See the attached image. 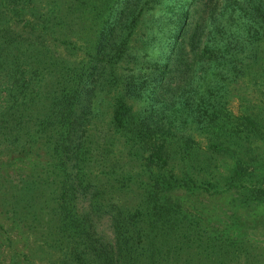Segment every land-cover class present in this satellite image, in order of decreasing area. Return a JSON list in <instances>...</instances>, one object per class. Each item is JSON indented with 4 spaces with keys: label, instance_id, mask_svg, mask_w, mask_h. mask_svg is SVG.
Returning <instances> with one entry per match:
<instances>
[{
    "label": "trees",
    "instance_id": "16d2710c",
    "mask_svg": "<svg viewBox=\"0 0 264 264\" xmlns=\"http://www.w3.org/2000/svg\"><path fill=\"white\" fill-rule=\"evenodd\" d=\"M262 39L264 0H0V229L25 246L10 264H264L237 209L221 226L169 196L264 207ZM211 80L234 83L237 113ZM186 114L207 145L173 131Z\"/></svg>",
    "mask_w": 264,
    "mask_h": 264
},
{
    "label": "rangeland",
    "instance_id": "374dc122",
    "mask_svg": "<svg viewBox=\"0 0 264 264\" xmlns=\"http://www.w3.org/2000/svg\"><path fill=\"white\" fill-rule=\"evenodd\" d=\"M160 5L156 7L152 12L154 13V16L156 20L153 24V30L155 32V40L153 41L154 45H160L167 39V33L169 31V28L171 26V21L169 19L170 14L174 11L173 10H161L163 13L159 11ZM146 17L150 20H152V14H147ZM264 40V39H262ZM263 46L264 43L260 44V47ZM157 48V47H154ZM161 48V47H159ZM253 82V81H252ZM196 83H194L195 85ZM234 83L227 84V81L222 80H211L206 81L202 86L204 89L211 88V89H217L220 91V93L224 94L226 99L228 98L227 106L228 110L232 113H237L241 107L240 100L236 94L238 93L237 89L232 90ZM213 99H209V102L221 98V94L219 96L217 95V98L214 96ZM171 116H175L172 114ZM187 118V121L182 122L181 119H177L175 117V121L173 123L174 129L173 131L182 132L184 134L191 133L194 135V138L199 141L200 145L205 146L208 144V139L205 132L202 129H198V127H202L204 123H197L192 121L191 116L189 114H186L185 116ZM207 130V129H204ZM170 146H173L176 148V145H183V140L180 139L177 141L176 136L169 137ZM175 164L178 162H174ZM219 164V162H217ZM254 185H264V175L260 176L258 179H255L252 183ZM169 196L172 197L174 200H178L181 202V204L184 207L191 208L190 210H193L194 208L198 209L202 212L205 217L209 213L207 211H211V215L207 217V221L211 224H220L223 226L227 221H234L235 218H232V212L233 210L236 211V215H238V220L236 221L238 225L241 226V228L245 229L243 233H246L249 239L256 241V243H263L264 242V232L262 227V224L264 222V207L261 205H256L253 209V206L251 207V210L255 213L245 215L244 208L239 207L237 203L235 202L233 198L226 194V193H209V191H197L194 190L192 192L187 191L185 188H175L172 189L169 192ZM85 204V202H84ZM241 211V212H240ZM258 212V215L256 214ZM240 221V222H239ZM0 224L3 226V228H7L11 222L9 219L0 217ZM99 229H102L103 231H107V221L105 218H102L100 220ZM25 249L24 246V239L20 232H18L17 229H13V231H5L0 229V251L2 253H6L4 257H6L5 262L6 264H10V261L8 259L9 253L13 250L17 251H23ZM0 253V254H2ZM1 258V256H0ZM46 264V261H41L39 258L36 260V264Z\"/></svg>",
    "mask_w": 264,
    "mask_h": 264
}]
</instances>
